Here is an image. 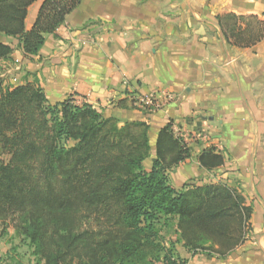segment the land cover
Listing matches in <instances>:
<instances>
[{
    "label": "trees",
    "instance_id": "1",
    "mask_svg": "<svg viewBox=\"0 0 264 264\" xmlns=\"http://www.w3.org/2000/svg\"><path fill=\"white\" fill-rule=\"evenodd\" d=\"M35 0H0V34L14 37L25 56L38 54L80 0H42L30 29ZM225 40L249 47L264 37L256 15L216 17ZM12 48L0 42V59ZM30 81L0 85V222L28 240L34 264H178L160 241L175 220L190 254L224 257L251 231L252 207L241 187L224 182H169V171L190 155L171 123L161 127L148 170V125H122L90 103L70 96L47 100L35 72ZM120 102V101H119ZM133 104V99L130 100ZM207 170L223 164L208 148L198 155ZM18 264V263H17ZM156 264V263H154Z\"/></svg>",
    "mask_w": 264,
    "mask_h": 264
},
{
    "label": "crops",
    "instance_id": "2",
    "mask_svg": "<svg viewBox=\"0 0 264 264\" xmlns=\"http://www.w3.org/2000/svg\"><path fill=\"white\" fill-rule=\"evenodd\" d=\"M41 1L29 6L26 29ZM223 13L264 21V0H80L36 55L25 56L16 38L0 34L12 48L0 59V85L22 84L35 72L50 103L70 96L119 125L145 122L150 166L157 133L170 122L190 150L169 171L170 184L239 186L252 207L242 244L224 257L189 255L186 264H264V37L249 47L229 44L216 19ZM152 90L176 99L152 112L130 104ZM208 148L223 156L212 170L198 162Z\"/></svg>",
    "mask_w": 264,
    "mask_h": 264
},
{
    "label": "rangeland",
    "instance_id": "3",
    "mask_svg": "<svg viewBox=\"0 0 264 264\" xmlns=\"http://www.w3.org/2000/svg\"><path fill=\"white\" fill-rule=\"evenodd\" d=\"M5 157L6 155L0 154V158ZM144 165L150 166L149 160H146ZM190 183H194V181ZM2 229L3 225L0 222V264H34L32 247L28 243V240L23 236L17 235L11 226H8L4 232ZM160 241L166 249L169 247L174 249L175 257L177 258L176 263H188L187 257L190 254L181 245L182 242L179 240L175 220L170 221L168 226L166 225L160 228ZM202 254L205 255L206 253ZM154 263L160 264L156 261L152 262V264Z\"/></svg>",
    "mask_w": 264,
    "mask_h": 264
},
{
    "label": "built area",
    "instance_id": "4",
    "mask_svg": "<svg viewBox=\"0 0 264 264\" xmlns=\"http://www.w3.org/2000/svg\"><path fill=\"white\" fill-rule=\"evenodd\" d=\"M175 99L176 95L171 91L152 90L135 96L133 98V105L141 110L152 112L164 109ZM173 132L175 136L179 137L184 143L187 144L188 139H186L178 129H173Z\"/></svg>",
    "mask_w": 264,
    "mask_h": 264
}]
</instances>
